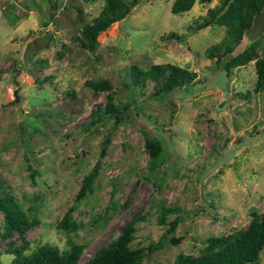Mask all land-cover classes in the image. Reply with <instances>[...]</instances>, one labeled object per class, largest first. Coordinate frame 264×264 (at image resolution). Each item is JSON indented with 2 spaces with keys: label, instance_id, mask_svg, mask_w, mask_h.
I'll return each mask as SVG.
<instances>
[{
  "label": "rangeland",
  "instance_id": "rangeland-1",
  "mask_svg": "<svg viewBox=\"0 0 264 264\" xmlns=\"http://www.w3.org/2000/svg\"><path fill=\"white\" fill-rule=\"evenodd\" d=\"M172 2L140 0L91 49L82 27L104 0H0V193L34 219L22 252L73 242L82 264L136 217L129 246L142 250L140 264H174L177 254H197L209 236L236 232L264 211V89L253 90L254 59L223 69L253 41L264 56V31L249 27L216 58L207 50L226 26L201 24L219 0H194L177 13ZM156 63L195 77L153 95L157 82H133L131 69ZM99 80L108 87L88 85ZM106 94L117 116L94 118ZM105 138L90 189L78 195ZM147 139L159 144L154 165ZM162 206L179 210L160 222ZM68 208L73 230L56 226ZM3 231L0 211V264L22 243L18 232ZM245 264H264V247Z\"/></svg>",
  "mask_w": 264,
  "mask_h": 264
},
{
  "label": "trees",
  "instance_id": "trees-1",
  "mask_svg": "<svg viewBox=\"0 0 264 264\" xmlns=\"http://www.w3.org/2000/svg\"><path fill=\"white\" fill-rule=\"evenodd\" d=\"M140 0H104L99 14L89 24L82 27L83 37L86 39L88 48L96 44L97 34L106 29L110 24L118 21L128 14ZM203 1V0H200ZM264 0H219V3L207 10V19L201 24L207 25L215 21L226 26V32L218 43L208 48L207 53L216 58L230 52L240 41L244 30L250 27L251 21L262 7ZM194 0H173L170 11L177 13L189 9ZM200 27V26H199ZM254 59L255 81L253 90L264 89V56L258 57L255 50V41L246 45L243 49L231 55L224 63L223 69L243 64ZM131 80L136 82L140 77H151L157 84L152 94L157 95L174 86L192 81L195 72L179 67L171 63L152 64L147 70H138L132 66ZM93 89L108 87L105 80L88 82ZM100 113L117 116L118 110L111 101V96L106 94L103 105H96L92 110L94 118ZM107 139L105 138L99 149V155L94 166L89 170L81 181L78 195L90 189V184L97 174L100 159L105 153ZM146 148L149 153V161L152 165L156 161L159 144L154 139L146 140ZM177 206H162L158 215V221L164 222L167 213L178 211ZM0 211L3 213V232L10 235L13 231L18 232L22 240L21 244L13 247V256L5 264H77L81 255L80 244L70 242L67 249L59 250L54 244L42 243L33 250L24 253L26 240L24 233L34 223L33 218L21 210L20 206L10 195L0 193ZM136 217L131 218L119 228L118 235L96 247L82 264H140L142 250L129 246L133 238L134 223ZM177 220L172 218L166 230H172ZM58 228L73 230L76 223L71 217L68 208L56 223ZM264 247V211L253 216L242 229L218 236H209L205 245L197 254H177L174 264H245L258 260L259 252Z\"/></svg>",
  "mask_w": 264,
  "mask_h": 264
},
{
  "label": "water",
  "instance_id": "water-1",
  "mask_svg": "<svg viewBox=\"0 0 264 264\" xmlns=\"http://www.w3.org/2000/svg\"><path fill=\"white\" fill-rule=\"evenodd\" d=\"M250 29L252 30L254 29L257 31H264V1L259 12L256 13L253 17ZM13 94H14V101H16L17 97L15 94V90L13 91Z\"/></svg>",
  "mask_w": 264,
  "mask_h": 264
},
{
  "label": "flooded vegetation",
  "instance_id": "flooded-vegetation-1",
  "mask_svg": "<svg viewBox=\"0 0 264 264\" xmlns=\"http://www.w3.org/2000/svg\"><path fill=\"white\" fill-rule=\"evenodd\" d=\"M254 30V29H253Z\"/></svg>",
  "mask_w": 264,
  "mask_h": 264
}]
</instances>
